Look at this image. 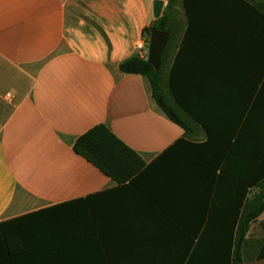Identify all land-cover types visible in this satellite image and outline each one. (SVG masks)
<instances>
[{
	"label": "crops",
	"instance_id": "0c3cea01",
	"mask_svg": "<svg viewBox=\"0 0 264 264\" xmlns=\"http://www.w3.org/2000/svg\"><path fill=\"white\" fill-rule=\"evenodd\" d=\"M156 1L0 0V224L94 196L87 216H42L12 233L29 257L15 264H63L69 236L96 256L101 234L108 254L127 257L121 264H232L222 210L240 188L220 176H264V11L247 0H178L172 90L212 130L208 138L192 123L185 136L149 79L120 70L140 56V41L149 53ZM100 124L150 166L138 186H119L75 152ZM217 160L225 170L214 169ZM242 258L264 264V213Z\"/></svg>",
	"mask_w": 264,
	"mask_h": 264
},
{
	"label": "trees",
	"instance_id": "16d2710c",
	"mask_svg": "<svg viewBox=\"0 0 264 264\" xmlns=\"http://www.w3.org/2000/svg\"><path fill=\"white\" fill-rule=\"evenodd\" d=\"M252 4L253 8L264 11V0H247ZM178 4V0H167V5L164 9L163 15L160 19L145 30L146 37L149 39L150 29L156 28L170 34V40L162 56L161 67L157 71L152 66L148 59H141L140 57L130 58L120 64V70L127 75H144L151 84L152 93L158 106L162 109L167 118L180 126L185 131V136L189 135L191 131V124H195L207 133L208 138H212V130L202 124L200 120L194 116L182 103L180 97L172 90V52L178 37L180 22L174 17V10ZM183 140L176 142L181 144ZM207 146V147H206ZM210 145H202L201 152L207 150ZM75 152L86 159L89 163L99 169L106 176L115 181L119 186H138L143 178L146 176L150 166L142 160L139 154L123 142L107 125L100 124L82 135L75 143ZM172 147L166 149L163 153L165 160H170ZM165 154V155H164ZM222 162L217 160L214 162V169L225 170L221 165ZM230 176H220V184L229 186H237L240 188L239 196H234L228 200L227 208L222 210V213L228 214L227 229L234 234V242H232V249L234 250L232 256V264H243L242 249L246 236L251 228L252 223L264 213V176L258 175L251 178L250 175L239 178L236 181ZM251 187L258 188L256 193L250 196L249 189ZM96 197V196H95ZM94 196L86 199H79L73 202L63 204V207H57L51 210H45L39 213L24 216L21 219L5 222L0 224V240L4 243V247L0 249L2 264H15L18 256H22V261H28L27 253L22 255L23 249L18 250L14 243L12 233H24L30 228L27 221L37 219L38 217H79L87 216L86 204L92 200ZM85 202V205L84 203ZM81 204V205H78ZM90 208V207H89ZM208 212V210H207ZM213 213L217 211L213 210ZM21 220V221H20ZM232 222L229 224V222ZM21 224L23 229L12 231V225ZM68 237L63 239V264H121L124 263L126 256L118 254L121 250L116 246V254H108L106 240L102 234L99 236L100 243H95V248L98 250V255H87V249L90 248V242L80 243ZM72 240L71 242H69ZM69 242V243H67ZM67 243V244H66ZM18 250L21 252L16 253ZM22 250V251H21ZM83 252V253H82ZM32 264L47 261L46 259L30 258ZM53 261V258L50 259Z\"/></svg>",
	"mask_w": 264,
	"mask_h": 264
},
{
	"label": "water",
	"instance_id": "95a60500",
	"mask_svg": "<svg viewBox=\"0 0 264 264\" xmlns=\"http://www.w3.org/2000/svg\"><path fill=\"white\" fill-rule=\"evenodd\" d=\"M165 2L158 0L154 4V17L156 20L163 15ZM170 40V34L156 29H150L149 36V57L148 62L158 71L161 67L162 56Z\"/></svg>",
	"mask_w": 264,
	"mask_h": 264
},
{
	"label": "built area",
	"instance_id": "2783aa9c",
	"mask_svg": "<svg viewBox=\"0 0 264 264\" xmlns=\"http://www.w3.org/2000/svg\"><path fill=\"white\" fill-rule=\"evenodd\" d=\"M147 41H144V40H142V41H140L138 44H137V50L140 52V58L141 59H148V57H149V53L148 52H146V50H147Z\"/></svg>",
	"mask_w": 264,
	"mask_h": 264
}]
</instances>
